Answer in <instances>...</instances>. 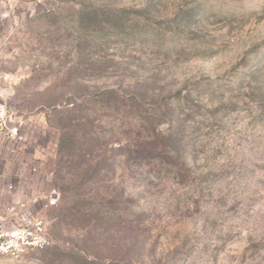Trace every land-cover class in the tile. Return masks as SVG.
<instances>
[{
  "label": "rangeland",
  "instance_id": "1",
  "mask_svg": "<svg viewBox=\"0 0 264 264\" xmlns=\"http://www.w3.org/2000/svg\"><path fill=\"white\" fill-rule=\"evenodd\" d=\"M0 264H264V0H0Z\"/></svg>",
  "mask_w": 264,
  "mask_h": 264
},
{
  "label": "built area",
  "instance_id": "2",
  "mask_svg": "<svg viewBox=\"0 0 264 264\" xmlns=\"http://www.w3.org/2000/svg\"><path fill=\"white\" fill-rule=\"evenodd\" d=\"M6 211L13 223L8 224L0 211V257L16 260L29 252L42 251L49 246L42 221L28 218L25 210L14 212L12 207Z\"/></svg>",
  "mask_w": 264,
  "mask_h": 264
}]
</instances>
